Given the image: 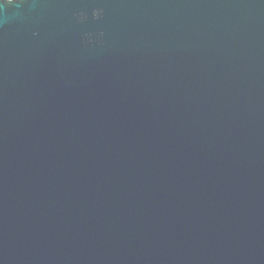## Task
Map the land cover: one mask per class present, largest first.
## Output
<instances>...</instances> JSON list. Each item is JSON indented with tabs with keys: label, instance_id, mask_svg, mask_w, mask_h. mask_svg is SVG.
Returning <instances> with one entry per match:
<instances>
[{
	"label": "water",
	"instance_id": "95a60500",
	"mask_svg": "<svg viewBox=\"0 0 264 264\" xmlns=\"http://www.w3.org/2000/svg\"><path fill=\"white\" fill-rule=\"evenodd\" d=\"M0 264H264V0H0Z\"/></svg>",
	"mask_w": 264,
	"mask_h": 264
}]
</instances>
